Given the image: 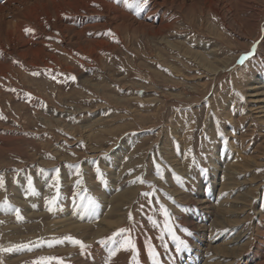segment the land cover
Instances as JSON below:
<instances>
[{
	"label": "rangeland",
	"instance_id": "obj_1",
	"mask_svg": "<svg viewBox=\"0 0 264 264\" xmlns=\"http://www.w3.org/2000/svg\"><path fill=\"white\" fill-rule=\"evenodd\" d=\"M7 1L0 264H264V0Z\"/></svg>",
	"mask_w": 264,
	"mask_h": 264
},
{
	"label": "snow or ice",
	"instance_id": "obj_2",
	"mask_svg": "<svg viewBox=\"0 0 264 264\" xmlns=\"http://www.w3.org/2000/svg\"><path fill=\"white\" fill-rule=\"evenodd\" d=\"M125 2L127 3L128 0H125ZM141 3H142L143 5H147L148 0H138V2H137V5H136V6H137L138 8H140L141 11H143V7H141ZM128 6H129V7H132L133 5H132V4H128ZM32 31H34V30H33V29H30V28H26V29H25V32H32ZM253 47L255 48V45H254ZM252 54H253V53H247V54H245L244 56H242L241 59H240V61H239V63H240V64H243V63L245 62V60H247V59L249 58V56L252 55ZM36 74H38V73H36ZM53 79H55V77H53ZM71 79L75 80L76 78H75V76H73V77H71ZM13 91H14V90H13ZM29 95H30V94H29ZM0 118H2V117H0ZM161 178H163V177H161ZM177 179H180V178L177 177ZM141 182H143L142 179H141ZM2 186H3V178L0 177V187H2ZM90 203H91V202H90ZM50 210H51V209H50ZM16 212H17V214H19V210H18V209L16 210ZM167 215H168V213H167V210L165 209V216L167 217ZM166 226H167V225H166ZM168 230H169V232L172 233V237H173V239H174L175 241H177V250H178V251L180 250L181 246H183V247H187L185 241L181 240L178 236H176L175 232L172 231L171 227H169ZM120 231H121V232H124V231H127V230H126V229H121ZM185 231H187V230H185ZM189 234H190V233H189ZM65 239L68 240V241H71V242L74 243V244L79 245L82 249L86 247V245H84V243H83L82 241H80V240H76V239H74V238L71 237V236H67V237H65ZM124 244L127 245L128 247L132 248L133 251H135V245L131 242V240H125V241H124ZM6 251H11V249H7ZM114 254H115V253H113V255H114ZM150 255H152V257H153V264H160L159 260L156 258L157 254L155 253L154 250H150Z\"/></svg>",
	"mask_w": 264,
	"mask_h": 264
},
{
	"label": "bare ground",
	"instance_id": "obj_3",
	"mask_svg": "<svg viewBox=\"0 0 264 264\" xmlns=\"http://www.w3.org/2000/svg\"><path fill=\"white\" fill-rule=\"evenodd\" d=\"M10 1H12V2H11V3L8 2V1H7L8 3L6 2L7 5H11V4H12V5H16V4L21 5L20 2H18V0H14V1H13V0H10ZM24 1H26V0H23V1L21 0V2L26 3V2H24ZM28 1H29V0H28ZM35 1H36V0H35ZM35 1L33 0V2H35ZM39 1H40V0H39ZM44 1H45V0H44ZM48 1H50V0H47V2H48ZM57 1H58V0H57ZM62 1H63V2H62ZM62 1H61V2L64 3V0H62ZM66 1H67V0H66ZM66 1H65V2H66ZM82 1H84V0H82ZM93 1H94V0H91V2H93ZM96 1L98 2L99 0H96ZM96 1H95V2H96ZM100 1H101V0H100ZM102 1H103V0H102ZM29 2H30V1H29ZM51 2H52V3H54V2L56 3V0H55L54 2H53V1H51ZM88 2H90V1L88 0ZM41 3H42V2H41ZM48 3H50V2H48ZM71 3H74V2L72 1ZM99 3H100V2H99ZM101 3H102V2H101ZM109 3H110V1H109ZM33 4H34V3H33ZM50 4H51V3H50ZM64 4H65V3H64ZM89 4H90V3H89ZM102 4H103V3H102ZM104 4H105V1H104ZM104 4H103V5H104ZM110 4H111V3H110ZM110 4H107V5H110ZM1 5H2V4H1ZM7 5H6V6H7ZM23 5H24V4H23ZM39 5H41L40 2H39V4H38V6H39ZM52 5H53V4H52ZM62 5H63V4H62ZM65 5H66V4H65ZM27 6H28V5H27ZM27 6H26V7H27ZM33 6H34V5H33ZM33 6H32V7H33ZM48 6H49V5H48ZM55 6H56V7H55ZM59 6H60V5H58V7H59ZM76 6L78 7L77 4H76ZM12 7H14V6H12ZM34 7L37 8L36 5H35ZM34 7L32 8L31 12H32L33 10H34V11L36 10V9H34ZM54 7L57 8V5H54ZM62 7H63V6H62ZM64 7H65V6H64ZM64 7H63V8H64ZM66 7H67V6H66ZM66 7H65V8H66ZM69 7H70V6H69ZM69 7H68V8H69ZM104 7H106V6H104ZM104 7H103V8H104ZM109 7H112V5H111V6H108V8H109ZM0 8H1V6H0ZM65 8H64V9H65ZM106 8H107V7H106ZM4 9H5V8L2 7V8L0 9V12L3 13V12H4ZM6 9H7V8H6ZM25 9H26V8H25ZM66 9H67V8H66ZM113 9H114V8H113ZM15 10H16V9H15ZM108 10H111V9H108ZM108 10H106V11H108ZM24 11H25V10H24ZM28 11H29V10H28ZM28 11H27V12H28ZM34 11H33V12H34ZM64 11H65V10H64ZM12 12H13V10H12ZM22 12H23V10H22ZM29 12H30V11H29ZM33 12H32V13H33ZM57 12H58V11H57ZM61 12H62V10H61ZM109 12H110V11H109ZM109 12H108V13H109ZM117 12H118V11H117ZM0 14H1V13H0ZM23 14H25V13H23ZM34 14H35V12H34ZM39 14H41V13H39ZM115 14H116V12H115ZM21 15H22V14H21ZM37 15H38V13H37ZM44 15H45V14H44ZM60 15H61V14H60ZM112 15H113V14H112ZM117 15H118V14H117ZM29 16H31V15H29ZM40 16H41V15H39V17H40ZM83 16H84V15H83ZM114 16H115V15H114ZM119 16H120V15H119ZM2 17H4V15H3ZM5 17H6V16H5ZM34 17L36 18V16H34ZM126 17H127V16H126ZM35 18H34V19H35ZM112 18H113V16H112ZM114 18H115V17H114ZM3 19H4V18H2V21H4ZM18 19H19V18H18ZM29 19H32V18L29 17ZM126 19L128 20L129 18H126ZM38 20H39V19H38ZM43 20H44V19H43ZM123 20H125V16H124V19H123ZM28 21H29V20H28ZM40 21H41V20H40ZM8 22H10V21H7V23H8ZM18 22H19V21H18ZM32 22H33V21H32ZM2 23H3V22H2ZM2 23H1V24H2ZM25 23H26V22H25ZM19 24H20V22H19ZM42 24H43V23H42ZM3 25H4V24H3ZM17 25H18V24H17ZM24 25H25V24H24ZM1 26H2V25H1ZM8 26H9V23H8ZM15 26H16V25H15ZM15 26H14V27H15ZM21 26H23V22H22V25L20 24L19 26H17V29H16V30H18V31H16V34L19 33L20 35H22L21 32H22L23 30H21V29H23V28H21ZM19 27H20V28H19ZM40 28H41V27H40ZM65 29H66V28H65ZM41 31H42V30H41ZM36 32H37V31H36ZM14 33H15V32H14ZM14 33L12 32V34H10V35H11V36H10V39L13 40V39L16 38V39L18 40L21 36H19V34H18V37H15V36H13ZM22 33H23V32H22ZM25 34H26V33H25ZM25 34H24V35H25ZM14 35H15V34H14ZM26 35H27V34H26ZM26 35H25V36H26ZM25 36H23L22 39H20V40H25V39H24ZM5 38H6V37H5ZM33 38H34V37H33ZM29 39H30V38H29ZM8 41H9V40H8ZM9 42H10V41H9ZM19 42H20V41H19ZM11 44H12V43H11ZM25 46H27V45H25ZM0 47H1V46H0ZM0 49H1V48H0ZM25 51H26V50H25ZM34 51H35V50H34ZM37 55H38V54H37ZM241 204H242V203H241ZM109 222H110V221H109ZM193 227H194V226H193ZM70 228H71V227H70ZM74 229H75V228H74ZM80 231H81V230H80ZM80 231H79V232H80ZM199 234H200V235H199L198 240L203 241V237H204V235H203L202 230H201V232H200ZM212 237H213V236H212ZM229 244H230V243H229ZM197 246H198V253H197V256H199L198 259L200 260L201 257L204 258V257L207 255V253L209 252V249H204V250H202V249H203V248H202L203 246H202L201 244H199V245H197ZM204 247H205V246H204ZM220 251H221V250H220ZM221 254H222V251H221ZM219 260H220V259H219ZM201 262H202V261H201ZM196 264H197V263H196Z\"/></svg>",
	"mask_w": 264,
	"mask_h": 264
}]
</instances>
